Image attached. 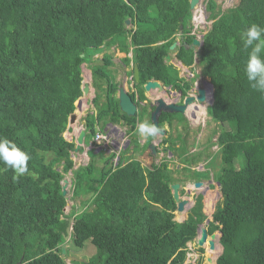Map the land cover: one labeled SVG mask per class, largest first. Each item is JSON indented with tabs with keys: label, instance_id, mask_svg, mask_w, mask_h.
<instances>
[{
	"label": "trees",
	"instance_id": "trees-1",
	"mask_svg": "<svg viewBox=\"0 0 264 264\" xmlns=\"http://www.w3.org/2000/svg\"><path fill=\"white\" fill-rule=\"evenodd\" d=\"M190 1L0 0V137L31 157L29 172L19 177L0 163V264H66L71 246L83 255L74 264L186 263L187 244L197 237L205 215L194 212L200 201L187 220H175L172 186L180 180L167 163L146 170L139 159L126 163L122 153L117 165L115 153H93L88 165L74 169L75 145L64 136L83 95L84 64L95 63V55L114 45L132 53L125 61L133 63L132 77L134 68L139 70L135 88L142 101L144 85L153 79L180 87L177 67L166 61L176 42L178 60L210 79L214 103L208 115L222 129L217 180L224 204L217 205L208 226L210 234H222L216 264H264V93L244 75L251 49L241 41L252 23L264 27V0H239L226 10L208 0L213 24L197 52L190 47L197 37L189 26ZM113 58L105 53L91 66L106 104L96 116H87L89 137L104 125L105 114L113 124L136 128V120L120 110ZM131 97L135 100V93ZM146 113L142 107L141 119ZM146 123L152 124L150 118ZM194 158L183 161L201 157ZM70 172L74 206L66 214L62 182ZM91 244L96 252L86 255ZM216 250L208 249L213 259Z\"/></svg>",
	"mask_w": 264,
	"mask_h": 264
},
{
	"label": "rangeland",
	"instance_id": "rangeland-1",
	"mask_svg": "<svg viewBox=\"0 0 264 264\" xmlns=\"http://www.w3.org/2000/svg\"><path fill=\"white\" fill-rule=\"evenodd\" d=\"M216 3L222 7L223 10L229 9V8H233L234 6H236V3L239 0H215ZM208 0H201L200 4H198V6L195 8V12L193 14V23L195 24V26L197 27V38L202 42L203 39V35L212 27L213 21L210 20V13L206 10V4H207ZM200 10V11H199ZM129 28H131V25L129 26ZM203 32V33H202ZM105 50H107L106 52L109 54L113 55V61H114V65L116 68H118L119 70H112L113 74L115 76V81L116 78L118 77L119 80V84L122 85V87H125V80H126V74L129 73L131 71V69H129L130 71H126L127 68L125 66L127 65V61H125V58H130L132 57V53H119V48L118 45H114L111 49L105 48ZM104 50V51H105ZM132 50V49H131ZM171 50V47H170ZM174 55L176 54L175 51H173ZM104 57V53L99 54V55H95L93 57L94 60H97L95 63H100V61L102 60V58ZM95 63H86L83 65V75L86 76V78H90V74H91V66L94 65ZM122 63V64H120ZM130 63V62H129ZM173 63L180 67L181 69L187 70V72L189 71L188 68L184 67L179 60L174 59ZM197 72L199 74H201V69L197 68L196 69ZM116 71V73H115ZM129 75V74H128ZM131 76V75H129ZM128 76V80L127 82L130 84L129 88L131 89V86L133 85V79L132 77ZM209 79H205V78H201V76L199 77V83L200 84H204L206 85L205 82H207L208 86H210L209 83ZM139 82L134 81V85L138 86ZM146 85V84H145ZM209 88V101L206 103H203V113L202 115L199 114V117L197 119V123L195 126H198V130H200L201 133V138L199 140L197 139H191L189 138V144L188 148L191 151H195L193 153H203L202 157L198 160L200 161V163L196 164L195 166H191L194 168H199L200 171L204 170V172H202V176H205V179H210L213 183V185L210 187V190H200L198 187H196V184L193 185V181L192 180H188V178L186 177V172L188 170L186 169H181V170H176L178 169L177 167H184L185 165H183V163L180 162V160H176L175 158L173 159V162H170V168L173 169V174L174 178L179 179L180 180V192H179V202L182 205L179 206L178 204V210L175 212V220L178 222H183L185 220L188 219V216L193 212V209L195 207V197L194 195L198 196L201 195V192H206L203 202H201V205L199 204V207H195L196 211H194L195 213L200 212L202 214L205 215L203 221L199 224V228H207L208 230V226L210 225V223L213 220V213L216 210V207L219 203H223L224 204V196L221 193V187L218 185V173L221 169V154H220V146L218 144V137L219 134L221 133L222 129L220 128L218 123H213L211 117H209L206 114V106H211L212 105V93H213V88L210 86ZM139 91L137 88L135 90V96L137 97L139 94ZM118 93L120 92V87L118 86ZM102 94V93H101ZM102 96L104 97L105 100V96L104 94H102ZM102 96L100 97V99L102 98ZM105 101L103 103H101L100 105H98L97 110L100 107H103L105 105ZM108 117H110V114H105ZM141 113L139 114V118L136 117H131L130 119H135L136 122L134 124V126L136 127L134 132L135 134H138V128L140 125V117ZM147 121H149V119H147ZM126 126L129 130H132L133 125L131 123H126ZM125 126V127H126ZM224 128L229 129L228 126L226 124H223ZM124 130V129H123ZM107 132H109V134H113L115 131L112 128H108ZM133 134V135H135ZM185 134L186 132H177L174 135L176 136V138H179L178 142H176V144L170 146L172 148V150L178 151L179 152H183V146L180 148L181 145H183V141L185 140ZM155 137L161 138L160 135H156ZM134 140V150L136 151H140L139 154H136V159H140L142 160V156H145V158L147 159V161H151L154 162L155 161V157H150L151 154L149 153V155H145V152L148 153V147L151 146V144H142L140 141L136 140L134 137H132ZM147 140V137H145V139L143 138L142 141L145 142ZM181 143V144H179ZM140 144V145H139ZM114 149V152L117 156L116 159L114 160V163L117 165L119 156L125 155V151L122 152V150H117L118 148H115L114 146L112 147ZM180 148V149H179ZM117 151V152H116ZM112 153V154H113ZM153 153V151H152ZM128 155V153H126ZM130 155L132 153H129ZM154 154V153H153ZM169 152L166 153V157L164 160L161 161V163L159 165H163L165 163V161L170 158L169 157ZM121 155V156H122ZM106 156V155H105ZM160 156V155H159ZM167 158V159H166ZM171 159V158H170ZM88 161V160H87ZM160 160H157V163H159ZM89 162V161H88ZM213 162V165H210ZM103 163L98 162V166H102ZM158 165V166H159ZM168 165V164H167ZM160 167V166H159ZM192 169V168H191ZM154 170V169H153ZM172 171V170H171ZM180 171V172H178ZM208 171L210 172V174L208 173ZM71 175L68 174L66 176V179L71 181ZM202 178V177H201ZM65 180V179H64ZM63 180V181H64ZM62 184L64 185V182H62ZM206 187V186H205ZM71 185L69 186L68 191L70 190ZM184 188V192L182 193L181 189ZM206 190V191H205ZM68 198V206L65 208V212L66 214H69L72 207L74 206V202L71 201V193L69 192L66 196ZM199 198L201 199L202 197L199 196ZM77 206L79 207L81 205V199L77 200ZM181 207V208H180ZM194 209V210H195ZM198 214V213H197ZM207 221H209V224L207 223ZM72 226V220L70 222V227ZM72 228L69 229V231H71ZM201 232V230H200ZM220 231H216L214 232V234H210L208 241L206 242V245L204 247H200L198 245V237L200 236V234L198 235V237L195 239V241H191L189 242L187 245V250H188V259L186 261L185 264H216V260L217 258L221 255L222 253V249L223 248H219L218 244H220ZM209 241H214L215 245H216V258L213 259L212 257H210L208 255V249L210 248L209 245ZM95 247H97L95 244H91L89 245L88 249H87V254H90L91 256L95 254L96 250ZM222 247V246H221ZM203 248V252L200 251V249ZM65 250V249H64ZM80 255V257H79ZM83 255L81 253L76 252V250L71 246V252L69 257L66 259V264H74L73 260H82ZM200 259V260H199ZM209 259H212V262H209Z\"/></svg>",
	"mask_w": 264,
	"mask_h": 264
},
{
	"label": "crops",
	"instance_id": "crops-1",
	"mask_svg": "<svg viewBox=\"0 0 264 264\" xmlns=\"http://www.w3.org/2000/svg\"><path fill=\"white\" fill-rule=\"evenodd\" d=\"M196 33H197V27L194 24L193 31H192L191 34L192 35H196ZM178 37L182 38V33L181 32H180V35ZM198 50H200V49H198ZM172 55H173V59H177L176 58V54L174 55L173 53H171L170 56H172ZM167 63L172 64V62H167ZM196 63H197V60H196ZM120 64H122V63H120ZM174 66L177 67L178 71L180 70L182 73L187 71V70L181 69L180 67H178L176 65H174ZM125 67L127 68L126 71L128 72V71H130L129 69L132 70L133 63L130 62L129 66H125ZM187 68L191 69L190 67H187ZM111 70H119V69L116 68L115 65H114L113 67H111ZM115 73H116V71H115ZM90 75H91L90 78H86V76L83 75V70H82V77H83L82 88L84 87L85 84H88L89 87H90V91H89L88 95H84V93H83L82 97L79 99L81 101L80 103H78L79 100L76 102V110H75L74 113L77 115V118H76L75 123L71 126L73 130H72V132H68L66 130V133L64 134L66 140L71 142V143H73L75 145V149H76V146H77V138H78V135H79L80 131L83 130V129L86 130L85 129L86 128L85 127V122H86L85 120H86L87 116L89 114H91V115L93 114L94 116H96L97 113H98L97 105L94 103V101L97 98V95H101L102 96L101 92L100 91L97 92V90H96V88H95V86L93 84L92 70H91V74ZM126 75H127L126 76V80L124 82L125 83L124 85L126 87L125 90L128 91L130 93V95L132 96V94L135 93L136 88H135V85H134L133 81H132L133 85L131 86V89L129 88L130 84L127 82L129 75H128V73ZM129 77H132V76H129ZM119 80L120 79L117 77L116 78V82L119 83ZM82 92H83V89H82ZM143 94H144L145 99H143L142 101L140 100L139 94H138L137 97L135 96V100H133L135 102V104L137 105V115L135 116L136 118H139V114L142 112V107L146 108V111H147V113L144 115L145 117L140 119V124L141 123H146L147 119H149V113H150V104H149V102H150V100L153 101L154 100L153 98H155V94L153 95L152 92L149 93V92L145 91ZM118 95H119V93H117V97H118ZM104 101H105L104 97L102 96V98L98 101V105H100ZM120 110H121V108H120ZM206 113L208 114V111H206ZM110 119H111L110 117L106 118L104 120V125H100V126L96 127V130H95L96 131L95 134L99 133V132H102V133L106 134L107 130H108V127L114 129L115 132L113 134H111V136H113L115 139H112L113 142L108 147L109 150L107 152H106V150H102L103 146L105 144L96 143L95 142V135L92 136V137H89L88 134H87L86 137H85V140H84V144L82 145V148L80 149V151L79 152H75V149H74L72 151V153H71V158L73 159L74 164H75L74 169H77V168H79L82 165H88L90 160H91V156L93 155V153H94L95 156H96V154H100V153H103L106 156L111 155V153L114 152V149L111 148V146H114L115 148H118L117 150L125 151V155L124 156L128 158V160L125 161L126 163L132 161L133 159H136L135 156H136V154H139L140 151L134 150V140H133L132 137H134L136 140L140 141L142 144L148 143V144L154 145L155 148L157 149V152L154 153V154L152 153V149L151 148H148L149 149L148 153L145 152L146 156L149 155V153H150L151 154L150 157H155V161L154 162L147 161L145 156H142V160H143L144 163H142V161L139 159V161L143 165L144 169L147 170V169L151 168V170H152L153 169L152 168L153 164L159 165L161 163V161L165 159V157H166L165 150H164V152H158L159 147L160 146L163 147L164 143L166 142V141H164L162 136H160L161 138L149 136V137H147V140L145 142H143L142 139L143 138L145 139V137L141 136L139 134V131H138V134H135V132L133 130H129L127 128L126 124L123 121H120L117 124H115V123L113 124V122H111ZM105 123H106V125H105ZM160 125H161V122H160ZM68 126H69V124H68ZM162 128L165 130V128L163 126H162ZM133 134H135V135H133ZM164 149L167 150V148H164ZM161 150H163V149H161ZM126 153H128V155ZM129 153H132V154L130 155ZM169 157L171 159L170 158H168V159L166 158L167 160L165 161V163L169 164V166H170L171 163L169 161L173 162L174 158L177 159L180 156H179L178 153L177 154L175 153V155L173 154V156L169 154ZM157 160H160L159 163H157ZM178 160H180V159H178ZM70 175L72 177V172H70ZM178 184H180V183H178ZM71 186H72V182H71ZM180 188H181V186H180Z\"/></svg>",
	"mask_w": 264,
	"mask_h": 264
},
{
	"label": "flooded vegetation",
	"instance_id": "flooded-vegetation-1",
	"mask_svg": "<svg viewBox=\"0 0 264 264\" xmlns=\"http://www.w3.org/2000/svg\"><path fill=\"white\" fill-rule=\"evenodd\" d=\"M173 60L174 59H172V62H173ZM196 69L197 68L194 65L193 68L189 69L188 72L186 71V72L182 73L179 70L178 76H179V78L183 79L182 83L179 82L180 87H177L174 84L166 85L162 81H158L156 79H153L154 81H158L161 83L163 90L157 89V90L151 91L153 93V95L155 94V98H153L154 100L153 101L150 100V102H149V104H150L149 118H150L151 122H152V115L155 112L156 108H158V107L173 106V105L174 106H186V110L184 113H176L175 111H171V109L165 110V108H161L160 113L158 115L159 125L161 122V118L162 117L166 118L165 121L162 122L160 125V128L162 129V131H164V134H160V136H162L164 141H166V142L164 143L163 147H161V146L159 147L158 152H164V150H165L166 153L169 152L170 155H172V156H173V154L175 155V153L176 154L178 153L180 157L177 158L176 160L182 159V161H183V159L184 160L187 159L189 161H193L195 159L194 155L195 156L198 155V157L199 156L202 157V154H203V153H193L195 151H191L188 148V145H190L189 144V138L199 140L202 137L200 130H198V126L196 127L195 125L199 124V123H197V119L199 118V114L202 115V113H203V109H202L203 103L208 102L209 96H210L209 88H208L210 86L207 85L208 84L207 82H205L206 86L204 84L199 83V77L201 75H198L199 73L197 72ZM201 78H204V77L201 76ZM200 89H204L206 91V98L207 99L204 102H201L198 100ZM188 98H193V101L187 104L186 100ZM160 100H162L164 102L163 105H161L159 103ZM209 107L206 106L205 111H208ZM162 126L165 128L166 131L162 128ZM177 132H186V134H185L186 138L183 141V145L180 146V148L183 146V152H179V150L178 151L172 150V148L170 147V146L176 144V142H178V140H179V138H176V136L174 135ZM179 144H181V143H179ZM148 148H151V146ZM164 148H167V150ZM161 149H163V150H161ZM182 163L185 166L184 167H177L178 169H176V170L190 169L191 171H187L185 174L186 177L188 178V180H192V178L195 177L196 174H199V173H202L205 171V169L200 171L199 168L191 167V166H195L196 164L200 163V161H198V160H196L195 162H191V163H186L183 161ZM168 167H169V169H171L173 171V169L170 168L169 164H168ZM178 172H180V171H178ZM209 174H210V172H209ZM192 181H193L192 182L193 185H195L196 183H202V187L199 188L201 191L205 188V186L207 187L206 190H208L213 185V183L210 179H205V178L200 179V181L195 180V179H193ZM181 191L183 193L184 188H182ZM205 193L206 192H201L200 193L201 195H198V196L194 195L195 202H196L195 206L197 205V202H200V201L203 202L202 199H204ZM199 196H201L202 198L200 199Z\"/></svg>",
	"mask_w": 264,
	"mask_h": 264
},
{
	"label": "clouds",
	"instance_id": "clouds-1",
	"mask_svg": "<svg viewBox=\"0 0 264 264\" xmlns=\"http://www.w3.org/2000/svg\"><path fill=\"white\" fill-rule=\"evenodd\" d=\"M190 3H191V1H190ZM191 11L194 14L195 9L194 10L191 9ZM189 26L192 28L194 27L193 18H192V21L189 22ZM196 36H197V33H196ZM202 37L204 38V35ZM178 39H181V38L178 37ZM202 41H203V39H202ZM241 41H242L244 49H246V50L251 49V51L248 53L247 61H246L245 67H244V75L246 76L247 81L249 82L250 86L254 90H256L260 93H264V27H261L260 25H258L256 23H252L242 33ZM179 45H180V43H179ZM106 51L107 50H105L103 52L104 55H105V53H107ZM119 53H121V52H119ZM100 54H102V53H100ZM97 55H99V54H97ZM171 57L173 59V55ZM181 64L183 65V63H181ZM183 66L187 68V66H185V65H183ZM82 69H83V66H82ZM133 77H132V79H133ZM205 79H207V78H205ZM117 84H119V83H117ZM119 87L121 88L122 85L119 84ZM108 128H110V127H108ZM138 131H139V134L141 136H144V137H149V136L155 137L158 134L160 135V129L156 125L150 124V123H141L139 125ZM106 135H109L110 137H112V139H115L113 136H111V134H109V132H107ZM112 147L113 146H111V148ZM102 150H106V152H107L109 149L103 148ZM156 152H157V149H156ZM30 159H31L30 155L26 151L20 149L13 141L9 140L6 137H0V163H2L7 169L12 170L16 174V177L22 176V175L29 172L28 162L30 161ZM180 162L181 163L183 162L182 159H180ZM68 181H70V180H68ZM219 186L221 187V184ZM204 189H207V187H205ZM208 190H210V189H208ZM69 191H68V193H69ZM178 192H180V188H179ZM173 195H174V192H173ZM178 204L180 206V202L179 203L177 202V207H178ZM177 210H178V208H177ZM208 234L210 236L209 232H208ZM195 239H194V241H195Z\"/></svg>",
	"mask_w": 264,
	"mask_h": 264
},
{
	"label": "water",
	"instance_id": "water-1",
	"mask_svg": "<svg viewBox=\"0 0 264 264\" xmlns=\"http://www.w3.org/2000/svg\"><path fill=\"white\" fill-rule=\"evenodd\" d=\"M199 3H200V0H191V9L194 10ZM127 24L128 25L130 24L129 20L127 21ZM202 45H203V41L201 42L199 39L196 38V39H194L193 44L190 47H194L196 49V51H198V49H200V47ZM178 46H179L178 42L174 43L171 46V51H174ZM186 46H187V48L189 47V45H187V44H186ZM166 61L167 62H172V57L170 55L167 56ZM183 65H184V63H183ZM133 79L135 81H137V82H140V73H139V70H138L137 67L134 68V77H133ZM209 83H210V86L213 88L212 89L213 90V94H212V101L213 102H212V105H213V103H214V87H213L211 82H209ZM82 89H83L84 95H88L89 94L90 87H89L88 84H85ZM144 89H145L146 92L151 93L152 90H157V89L158 90H163V87H162L160 82L151 80V81L147 82L146 85H144ZM206 99H207L206 98V91L204 89H200L199 90L198 100L201 101V102H204V101H206ZM118 100H119V105H120L121 111L123 113H125L128 117H135L137 115V105L133 101L130 93L127 92L124 87L120 88V92H119V95H118ZM192 101H193V98H188L186 100V103L188 104V103H190ZM80 102L81 101L79 100L78 103H80ZM159 103L161 105L164 104V102L162 100H160ZM161 108H165V110L171 109V111H175L176 113H184L185 110H186V106H174L173 105V106H164V107L156 108L155 112L152 115V124L156 125L160 129V134H164V131H162V129L160 128L159 117H158ZM76 118H77V115L75 113H73L70 116L69 126L67 128L68 132H72L73 129H72L71 126L75 123ZM86 135H87L86 130L83 129V130L80 131V133L78 135V138H77V146H76L75 152H79L80 149L82 148V145L84 144V140H85ZM151 149H152L153 153H156V148H155L154 145H151ZM63 182H64L63 194L67 196L68 188L71 185V182L68 181V179H65ZM218 185H220V183H218ZM196 187L201 188L202 187V183H196ZM179 188H180L179 184H175V185L172 186V190L174 192V198L176 199V201L178 203H179V192H178ZM180 206L182 207L181 204H180ZM207 223L209 224V221H207ZM200 230H201V232H200ZM198 234H200L199 237L197 236L198 237V245L200 247H204L206 245V242L208 241V238H209V234H208L207 228L198 229ZM221 236H222V234L220 233V238H221ZM209 245H210V249L211 250H215L216 249V245H215L214 241H209ZM63 252H64V254H66V250H64ZM222 253H223V249H222ZM209 262H212V259H209Z\"/></svg>",
	"mask_w": 264,
	"mask_h": 264
},
{
	"label": "built area",
	"instance_id": "built-area-1",
	"mask_svg": "<svg viewBox=\"0 0 264 264\" xmlns=\"http://www.w3.org/2000/svg\"><path fill=\"white\" fill-rule=\"evenodd\" d=\"M95 142L96 143H103V144H105L103 146V148H108L113 141L109 135H106L104 133L99 132V133H96V135H95Z\"/></svg>",
	"mask_w": 264,
	"mask_h": 264
},
{
	"label": "bare ground",
	"instance_id": "bare-ground-1",
	"mask_svg": "<svg viewBox=\"0 0 264 264\" xmlns=\"http://www.w3.org/2000/svg\"><path fill=\"white\" fill-rule=\"evenodd\" d=\"M200 11V10H199ZM195 12V11H194ZM206 86V85H205ZM198 110V109H197ZM204 110V109H203ZM200 118V117H199Z\"/></svg>",
	"mask_w": 264,
	"mask_h": 264
}]
</instances>
